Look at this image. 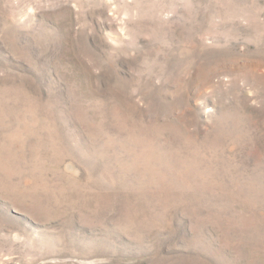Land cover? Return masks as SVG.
<instances>
[{
  "label": "rangeland",
  "instance_id": "1",
  "mask_svg": "<svg viewBox=\"0 0 264 264\" xmlns=\"http://www.w3.org/2000/svg\"><path fill=\"white\" fill-rule=\"evenodd\" d=\"M0 264H264V0H0Z\"/></svg>",
  "mask_w": 264,
  "mask_h": 264
}]
</instances>
